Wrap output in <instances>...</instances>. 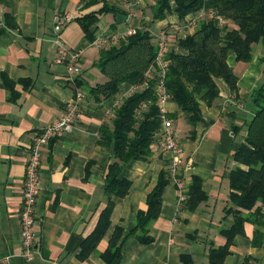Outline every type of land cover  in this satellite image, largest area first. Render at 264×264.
<instances>
[{"label":"crops","instance_id":"0c3cea01","mask_svg":"<svg viewBox=\"0 0 264 264\" xmlns=\"http://www.w3.org/2000/svg\"><path fill=\"white\" fill-rule=\"evenodd\" d=\"M105 5L111 8L97 15L88 36L80 19ZM153 5L154 0H0V264H110L111 249L121 253L116 264H212V254L223 249L227 253L221 264H264V227L254 215L247 216L241 232L229 235L236 218V206L229 200L230 177L233 169L242 168L234 154L244 144L255 115L253 95L264 87L261 42L250 62L238 61L235 54L228 58L238 78L236 93L220 80L219 97L211 105L201 103L197 121L188 112L173 118L183 151L179 177L187 197L196 181L206 196L198 207L190 209L186 200L178 211V190L169 182L160 215L148 233L152 240L144 243L131 234L161 174L169 172L172 156L158 143L150 161L131 160L124 166L120 177L131 182L125 197L105 190L114 156L101 132L113 128L116 110L141 88L123 83L108 98L94 94L92 89L107 81L97 67L100 51L125 39L130 29L144 28L155 37L166 32L167 53L185 55L179 41L195 30L193 26L176 31L179 19L174 9L164 21H154ZM57 13L72 18L62 38L69 49L82 53V73L77 77L55 62ZM201 15L199 11L186 19ZM100 40L103 48L97 44ZM78 89L85 96L77 125L42 150L37 247L30 262L22 256L20 212L31 145L37 133L61 117ZM164 108L168 116L179 110L173 101ZM110 199V224L100 236L97 228Z\"/></svg>","mask_w":264,"mask_h":264},{"label":"trees","instance_id":"16d2710c","mask_svg":"<svg viewBox=\"0 0 264 264\" xmlns=\"http://www.w3.org/2000/svg\"><path fill=\"white\" fill-rule=\"evenodd\" d=\"M86 1V0H84ZM92 3V0H87ZM105 5L100 11L80 19L85 33L90 36V27L97 15L109 10ZM179 23L186 17L204 10L205 16L198 20L195 30L179 44L187 54H167V71L164 76L165 91L169 101L175 102L179 110L169 116L178 118L182 112L193 114L194 121L200 115L201 103L211 105L220 95V80L232 93L238 90V78L228 63L235 54L238 61L250 62L256 44L264 45V0H154V21H164L173 11ZM175 38L174 35H171ZM170 37V38H171ZM157 54V38L144 28L127 36L118 44L100 51L97 67L106 76L104 84L97 85L92 92L108 98L120 85L128 83L138 89L116 110L113 128L103 129L102 142L112 147L113 161L108 167L105 190L116 197H125L131 182L120 177L124 166L131 160L150 161L153 146L159 141L161 132V103L158 85L160 73H149ZM255 115L247 127L245 142L234 154V160L242 168L233 169L230 177V203L236 206L235 228L230 238L241 232L248 215H254L259 227H264V87L253 95ZM171 182L169 172H163L158 185L148 198V209L140 212L136 228L144 243L152 239L148 235L151 225L160 215L165 188ZM187 197L190 209H195L206 198L200 181H196ZM113 201L110 199L102 213L99 235L108 228ZM121 231L114 237L115 245ZM110 250L108 262L116 264L121 259L119 250ZM226 249L212 254V264H221ZM185 264H191L186 261Z\"/></svg>","mask_w":264,"mask_h":264},{"label":"built area","instance_id":"2783aa9c","mask_svg":"<svg viewBox=\"0 0 264 264\" xmlns=\"http://www.w3.org/2000/svg\"><path fill=\"white\" fill-rule=\"evenodd\" d=\"M202 11V15L199 17H193L186 19V23L176 25V31L182 29H189L196 25L199 19L205 16V11ZM53 42L56 45V58L57 64H65L68 72L71 76L77 77L82 73L81 59L82 53L69 49L62 38V31L64 27L72 20L71 16L66 13H57L55 17ZM0 27H3L0 24ZM137 30L130 29L128 36L134 35ZM157 38V54L150 68L149 73H160L162 75L161 82L158 85V91L160 92L161 103V132L159 136L158 144L161 150L169 152L171 154V162L168 167L171 182L176 186L178 190L177 210L181 209V206L187 200V194L185 191L184 183L179 177V168L181 164L182 148L178 143V132L174 127V121L169 118L164 106L169 101L168 95L165 91L164 76L167 71L168 61L167 57V34L161 33ZM100 48H103L104 42H97ZM85 96V92L81 89L76 91V97L67 105L64 109L61 117L57 119L50 126L37 133L30 149V156L26 165V173L24 180V193L22 200V208L20 212L21 216V240L23 253L22 256L27 261H34L35 250L37 247V236L35 233L36 218V206L39 197V181H40V168L42 164V150L43 147L48 145L52 140L63 137L66 133L71 131L79 121V108L82 99Z\"/></svg>","mask_w":264,"mask_h":264}]
</instances>
